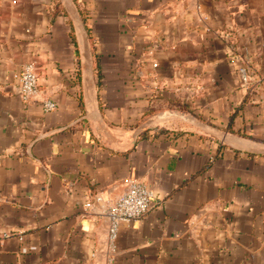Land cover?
<instances>
[{"label":"crops","instance_id":"0c3cea01","mask_svg":"<svg viewBox=\"0 0 264 264\" xmlns=\"http://www.w3.org/2000/svg\"><path fill=\"white\" fill-rule=\"evenodd\" d=\"M0 264H264V0H0Z\"/></svg>","mask_w":264,"mask_h":264},{"label":"built area","instance_id":"2783aa9c","mask_svg":"<svg viewBox=\"0 0 264 264\" xmlns=\"http://www.w3.org/2000/svg\"><path fill=\"white\" fill-rule=\"evenodd\" d=\"M243 79L245 73L241 69ZM19 82V93L27 99L34 95L37 89V74L32 63L21 65L15 74ZM45 110L55 107L54 101L43 100ZM155 192L145 183L137 179H129L123 191L109 204L106 210L107 225L105 241L109 251H113L118 229L122 223L132 221L142 216L149 208ZM87 207L90 201L85 202Z\"/></svg>","mask_w":264,"mask_h":264}]
</instances>
